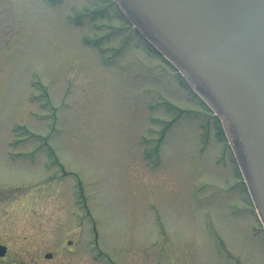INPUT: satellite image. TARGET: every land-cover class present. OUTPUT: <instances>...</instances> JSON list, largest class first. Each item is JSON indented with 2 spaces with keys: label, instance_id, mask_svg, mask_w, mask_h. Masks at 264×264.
Instances as JSON below:
<instances>
[{
  "label": "rangeland",
  "instance_id": "rangeland-1",
  "mask_svg": "<svg viewBox=\"0 0 264 264\" xmlns=\"http://www.w3.org/2000/svg\"><path fill=\"white\" fill-rule=\"evenodd\" d=\"M132 27L110 0H0V228L52 264H264L223 124Z\"/></svg>",
  "mask_w": 264,
  "mask_h": 264
},
{
  "label": "water",
  "instance_id": "water-1",
  "mask_svg": "<svg viewBox=\"0 0 264 264\" xmlns=\"http://www.w3.org/2000/svg\"><path fill=\"white\" fill-rule=\"evenodd\" d=\"M221 114L264 222V0H116Z\"/></svg>",
  "mask_w": 264,
  "mask_h": 264
},
{
  "label": "flooded vegetation",
  "instance_id": "flooded-vegetation-1",
  "mask_svg": "<svg viewBox=\"0 0 264 264\" xmlns=\"http://www.w3.org/2000/svg\"><path fill=\"white\" fill-rule=\"evenodd\" d=\"M14 187L20 186H12ZM9 189L0 191V203L6 204L12 199ZM0 215L4 213L0 212ZM52 256L51 251H41L39 247L34 246L22 231L0 228V264H52Z\"/></svg>",
  "mask_w": 264,
  "mask_h": 264
}]
</instances>
